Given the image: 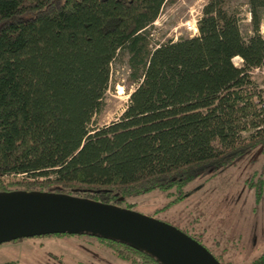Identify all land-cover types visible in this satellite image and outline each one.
<instances>
[{
	"label": "trees",
	"instance_id": "1",
	"mask_svg": "<svg viewBox=\"0 0 264 264\" xmlns=\"http://www.w3.org/2000/svg\"><path fill=\"white\" fill-rule=\"evenodd\" d=\"M164 1L0 0V190L132 208L131 197L239 162L255 198L264 193V95L250 75L264 65V0H245L247 36L228 0H205L195 34L150 45L146 28ZM119 54L135 84L117 119L88 127ZM77 234L163 264L118 238ZM226 245L221 264H264V248L236 263Z\"/></svg>",
	"mask_w": 264,
	"mask_h": 264
},
{
	"label": "rangeland",
	"instance_id": "2",
	"mask_svg": "<svg viewBox=\"0 0 264 264\" xmlns=\"http://www.w3.org/2000/svg\"><path fill=\"white\" fill-rule=\"evenodd\" d=\"M204 1L165 0L146 28L150 45L195 34L196 29L192 31L187 28L186 21L195 23ZM228 4L238 16L241 34L247 36L251 29L245 0H228ZM259 31L264 34V16L260 19ZM125 58V54H119L110 62L107 86L101 96L99 108L90 117L88 127L100 126L117 119L123 109L128 92L135 84L130 78ZM231 59L233 63H239L237 56ZM250 75L264 95V65L253 67ZM249 169V166L239 162L230 163L215 172L192 177L180 185L153 188L131 197L130 200L135 202L132 208L194 234L221 262L219 248L232 235L239 237L235 243H227L226 246L230 248H227L228 251H231L232 246L235 248L242 243L250 255L259 250L252 257L264 247V193L255 198L254 190L244 182ZM9 176L19 178L22 175ZM241 229L244 236L240 234ZM219 235L223 238L218 244L215 239ZM245 257V253L234 257L232 254L231 261L242 262L247 259ZM0 264L140 263L119 256L107 247L106 241L95 237L53 232L1 241Z\"/></svg>",
	"mask_w": 264,
	"mask_h": 264
},
{
	"label": "water",
	"instance_id": "3",
	"mask_svg": "<svg viewBox=\"0 0 264 264\" xmlns=\"http://www.w3.org/2000/svg\"><path fill=\"white\" fill-rule=\"evenodd\" d=\"M53 232L118 238L163 264H221L187 232L136 209L54 190H0V242Z\"/></svg>",
	"mask_w": 264,
	"mask_h": 264
},
{
	"label": "crops",
	"instance_id": "4",
	"mask_svg": "<svg viewBox=\"0 0 264 264\" xmlns=\"http://www.w3.org/2000/svg\"><path fill=\"white\" fill-rule=\"evenodd\" d=\"M261 194H263V193H261ZM261 194H260V196H261ZM259 196V197H260ZM231 223H233V220H232V222ZM240 234H242L243 236H244V233H243V231H242V229L240 230ZM263 234L261 233V235L260 236H262ZM220 237L218 238V239H215L216 240V242L219 244V242L220 241H222V238H223V236L222 235H219ZM235 236L236 235H232V237H234V242L235 241H237L238 240V235H237V238H235ZM226 238V237H225ZM226 240V239H225ZM229 239H227V241H228ZM263 241H264V235H263ZM227 244V242H225L222 246H225ZM263 246H264V243H263ZM262 246V247H263ZM232 249H231V251H228L227 250V253H228V257H230V258H232V254H233V257L234 256H238V254H241V253H245L246 255H247V257H245V258H247V259H249L250 257H251V255H253L254 253H256L257 251H259L258 249L257 250H255L251 255L249 254V252L246 250V248L244 247V245L242 244V243H240L237 247H235V248H233V247H231ZM264 248V247H263ZM220 249V248H219ZM244 251V252H243ZM226 257V256H225ZM246 259V260H247ZM245 261V260H244Z\"/></svg>",
	"mask_w": 264,
	"mask_h": 264
},
{
	"label": "built area",
	"instance_id": "5",
	"mask_svg": "<svg viewBox=\"0 0 264 264\" xmlns=\"http://www.w3.org/2000/svg\"><path fill=\"white\" fill-rule=\"evenodd\" d=\"M186 27L191 28L192 31H195V29H196V25H195L194 21H191V22L186 21ZM235 56H237L238 61H240V57L238 55H234L233 57H235Z\"/></svg>",
	"mask_w": 264,
	"mask_h": 264
}]
</instances>
